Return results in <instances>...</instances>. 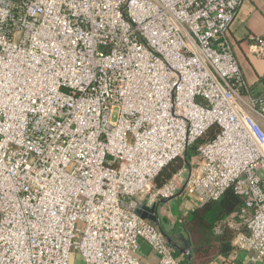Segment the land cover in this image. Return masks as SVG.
I'll list each match as a JSON object with an SVG mask.
<instances>
[{
  "label": "built area",
  "instance_id": "obj_1",
  "mask_svg": "<svg viewBox=\"0 0 264 264\" xmlns=\"http://www.w3.org/2000/svg\"><path fill=\"white\" fill-rule=\"evenodd\" d=\"M241 4L0 0V264H151L143 245L181 264L137 207L229 188L243 206L216 232L264 262V94L228 36Z\"/></svg>",
  "mask_w": 264,
  "mask_h": 264
},
{
  "label": "crops",
  "instance_id": "obj_2",
  "mask_svg": "<svg viewBox=\"0 0 264 264\" xmlns=\"http://www.w3.org/2000/svg\"><path fill=\"white\" fill-rule=\"evenodd\" d=\"M251 35L264 37V0H242L228 32L231 46L243 70L247 85L253 93L264 94V58L254 53V46L250 40ZM180 196L182 195L178 197ZM174 201L175 199H171L160 204V217L163 215L164 209L173 208ZM188 201L185 208L179 207L178 211L172 213L173 220H169L166 216L161 217V227L168 242L175 247L181 264H264V262L251 261V254L242 251L229 258L219 255L209 262L204 260L195 262L188 232L179 221L181 216H189L198 205L193 200L189 199ZM183 209L185 210L183 211ZM141 257L148 263H158L157 254L147 245H143Z\"/></svg>",
  "mask_w": 264,
  "mask_h": 264
},
{
  "label": "trees",
  "instance_id": "obj_3",
  "mask_svg": "<svg viewBox=\"0 0 264 264\" xmlns=\"http://www.w3.org/2000/svg\"><path fill=\"white\" fill-rule=\"evenodd\" d=\"M214 126L208 131V136L218 131ZM184 166L182 157L176 158L166 165L155 177L157 186L163 185L174 173ZM243 200L232 188L227 189L217 200H209L198 204L189 216H181L180 224L188 232L193 259L196 261H211L216 256L229 258L240 251L234 244V232L229 227L220 233L216 226L229 214L241 209ZM236 264V263H234Z\"/></svg>",
  "mask_w": 264,
  "mask_h": 264
},
{
  "label": "rangeland",
  "instance_id": "obj_4",
  "mask_svg": "<svg viewBox=\"0 0 264 264\" xmlns=\"http://www.w3.org/2000/svg\"><path fill=\"white\" fill-rule=\"evenodd\" d=\"M184 159V165H185V172H188L190 169L189 164L194 165L198 159L199 156L196 154L195 148L191 149V151L187 154V156H183L182 157ZM175 201L172 203L173 208L168 207L167 209L163 210V215H161V217L166 216V218H168L169 220H173L174 216L172 213L178 211V208H185L187 205V202H189L188 198L186 196H180V197H176L174 198ZM173 199V200H174ZM185 209H183L184 211ZM176 214V213H175ZM71 264H81L80 260H79V256L76 254H72L71 255Z\"/></svg>",
  "mask_w": 264,
  "mask_h": 264
},
{
  "label": "water",
  "instance_id": "obj_5",
  "mask_svg": "<svg viewBox=\"0 0 264 264\" xmlns=\"http://www.w3.org/2000/svg\"><path fill=\"white\" fill-rule=\"evenodd\" d=\"M185 156H187V154H185ZM167 201L168 200H162L153 204L152 206H149L147 202H144L137 207L136 213L142 218L149 219L153 222H158L160 218L159 206L161 203H166Z\"/></svg>",
  "mask_w": 264,
  "mask_h": 264
}]
</instances>
